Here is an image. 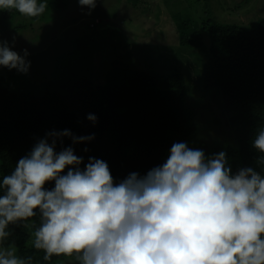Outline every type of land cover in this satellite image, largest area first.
<instances>
[{"label": "clouds", "instance_id": "1", "mask_svg": "<svg viewBox=\"0 0 264 264\" xmlns=\"http://www.w3.org/2000/svg\"><path fill=\"white\" fill-rule=\"evenodd\" d=\"M77 4L90 11L96 0ZM46 6L0 0V10L29 18ZM27 56L0 41V67L26 74ZM86 119L95 124L94 114ZM61 137L75 144L94 133L46 132L0 178V264L32 261L6 243L10 225H35L31 243L43 261L62 255L68 264H264V124L251 139L260 171L230 172L224 151L206 157L181 141L161 164L117 182L104 160L89 156L81 169L83 157L71 146L55 151Z\"/></svg>", "mask_w": 264, "mask_h": 264}, {"label": "trees", "instance_id": "2", "mask_svg": "<svg viewBox=\"0 0 264 264\" xmlns=\"http://www.w3.org/2000/svg\"><path fill=\"white\" fill-rule=\"evenodd\" d=\"M68 1L47 0L44 13L27 18L43 21ZM147 1L126 0L133 9ZM148 7L144 10L150 12ZM19 15L14 9L0 10V25H9ZM170 18L177 49L194 56L195 65L202 62L192 84L184 75L185 66L176 63L151 72L114 63L104 82L94 83L91 57L85 54L60 64L54 79L40 86H35L29 73L27 85L0 74V178L46 132L64 129L76 136L94 133V138L73 144L61 137L54 150L71 146L75 155L83 157L81 169L89 156L104 160L114 182L133 171L145 174L166 159L173 142L181 141L202 149L206 157L224 151L230 172L245 166L260 171L259 153L251 139L264 124V16L246 28L208 16L197 23L178 13ZM98 23L94 18L87 27ZM11 26L17 31L25 28L23 23ZM189 83L196 91L188 98ZM89 113L95 115V124L86 119ZM45 186L50 189L52 182ZM31 219L38 225V217ZM34 226L10 225L6 243L16 255L31 257V264H64L62 255L42 260L43 252L31 243Z\"/></svg>", "mask_w": 264, "mask_h": 264}, {"label": "rangeland", "instance_id": "3", "mask_svg": "<svg viewBox=\"0 0 264 264\" xmlns=\"http://www.w3.org/2000/svg\"><path fill=\"white\" fill-rule=\"evenodd\" d=\"M146 4L150 12L144 10ZM130 6L126 0H96L89 11L78 6L77 0H69L64 9L51 11L43 21H30L19 15L9 25H0V41H8L18 54L21 49L27 50V73L35 86L53 80L54 69L82 54L91 57L94 83L102 84L114 63L149 72L160 65L171 68L176 63L178 67L185 66L184 75L189 76L191 83L202 62L195 65L194 56L177 49L171 14L178 13L196 23L208 16L218 23L245 28L264 16V0H148L137 9ZM94 18L100 23L89 29L87 23ZM18 23L25 28L14 30L11 25ZM27 73L0 67V74L12 75L17 85L30 82ZM190 83L188 98L196 91ZM63 263L68 264V259Z\"/></svg>", "mask_w": 264, "mask_h": 264}]
</instances>
